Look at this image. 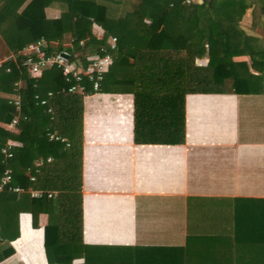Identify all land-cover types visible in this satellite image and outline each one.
I'll return each instance as SVG.
<instances>
[{"label":"crops","instance_id":"crops-1","mask_svg":"<svg viewBox=\"0 0 264 264\" xmlns=\"http://www.w3.org/2000/svg\"><path fill=\"white\" fill-rule=\"evenodd\" d=\"M251 19L248 8L240 26L251 30ZM206 62L142 49L133 92L50 96L54 132L77 133L66 157L39 162L38 174L50 173L31 189L66 194L58 239L78 245L71 264H264V241L251 236L264 229V89L237 94ZM46 223L40 213L34 228L21 212L0 264H57L46 258Z\"/></svg>","mask_w":264,"mask_h":264},{"label":"trees","instance_id":"trees-1","mask_svg":"<svg viewBox=\"0 0 264 264\" xmlns=\"http://www.w3.org/2000/svg\"><path fill=\"white\" fill-rule=\"evenodd\" d=\"M248 8H252L257 25H264V0H0V59L16 57L5 59L0 70V122H8L16 114L12 104L15 93L21 100L17 131L0 125V178L6 168L11 169V180L0 191V261L14 252L10 242L19 235L21 212L30 213L34 228L39 226V214H47L43 245L49 263L71 264L78 248L58 239L60 205L66 194L48 197L44 192L34 197L28 191L35 185L33 178L39 176L40 181L50 173L47 166L43 167L40 177L37 158L52 157L57 161L66 157L77 133L75 127L61 130L68 146L48 140L47 132L56 129L53 115L48 104H36L34 95L48 101V92L73 95L67 91L71 83L56 66L45 68L38 78L30 77L22 62L21 49L44 36L63 44L61 47L52 44L51 49L63 48L71 56L84 58L88 53L101 54L100 49L107 47L108 37L113 35L116 37V48L111 52L113 61L99 91L133 92L136 54L151 49L182 50L186 62L191 60L195 67L202 58H207L205 66L211 70L214 83L222 84L228 78L235 93L257 94L264 89V35L254 30L255 25L251 30L240 26ZM54 11L56 16L52 14ZM222 20L230 24L222 27ZM92 21L103 27L102 37L92 35ZM235 56H247L248 61H234ZM197 57L201 58L195 60ZM5 66L10 67L8 72ZM16 81L22 82L18 91ZM86 86L91 91L90 84ZM8 139L17 142L10 158L1 152ZM49 182L67 188L72 180L53 176ZM9 186H18L22 191H12ZM251 234L264 241V229Z\"/></svg>","mask_w":264,"mask_h":264},{"label":"built area","instance_id":"built-area-1","mask_svg":"<svg viewBox=\"0 0 264 264\" xmlns=\"http://www.w3.org/2000/svg\"><path fill=\"white\" fill-rule=\"evenodd\" d=\"M189 2L190 0H186ZM91 32L92 35L96 38H100L103 35V27L92 21L91 23ZM56 45L61 47L63 44L59 41L48 40L46 37L42 36L35 41L25 45L20 54L23 58V65L26 67L28 75L32 78H38L42 71L45 68L56 66L60 68L62 74L65 77V80L71 83L67 88V91L70 93H79L82 95H89L100 90L101 82L104 78L105 73L108 71L112 61V50L116 48V37L110 35L107 40V47L101 48L102 53H88L82 57L71 56L68 51L63 48L59 50L51 49V45ZM7 58L15 60L14 55H10ZM5 58V59H7ZM5 59H0V70L3 68V62ZM4 70L8 72L10 70L9 66H5ZM86 83L90 84L91 91L87 90ZM21 81H16L14 83L15 90L18 91L21 86ZM52 92H48L47 96L50 97ZM36 99V104L38 105H47L48 98L39 97L38 94L34 95ZM12 104L16 110V114L8 122H2V127L5 129L16 132L17 123L20 118V108L21 100L18 93H15L12 97ZM50 110V109H49ZM23 118H26L23 116ZM47 138L50 141H59L65 143L68 146L66 138L60 135L57 132H47ZM17 144L16 141L8 139L4 146L1 148V152L6 158L12 156V150ZM51 157H48L47 160H50ZM42 161V158H37V162ZM11 180V169L6 168L3 175L0 178V191L9 184ZM34 180V178H33ZM9 189L15 192H20L22 189L18 186L10 187ZM29 193L31 196L38 197L43 191H34L29 188ZM48 197H51L53 194L51 192H46Z\"/></svg>","mask_w":264,"mask_h":264},{"label":"rangeland","instance_id":"rangeland-1","mask_svg":"<svg viewBox=\"0 0 264 264\" xmlns=\"http://www.w3.org/2000/svg\"><path fill=\"white\" fill-rule=\"evenodd\" d=\"M253 18L254 17L252 16V19H251V29L255 25L256 28L254 30L258 31L259 34H262L263 25L262 26L261 25L258 26L257 25V23H258L257 19L254 18V20H253ZM259 21H261V20H259ZM263 21H264V19H263Z\"/></svg>","mask_w":264,"mask_h":264}]
</instances>
